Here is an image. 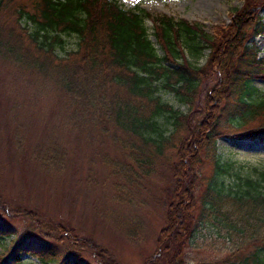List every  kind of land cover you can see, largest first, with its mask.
Returning a JSON list of instances; mask_svg holds the SVG:
<instances>
[{"label": "rangeland", "instance_id": "1", "mask_svg": "<svg viewBox=\"0 0 264 264\" xmlns=\"http://www.w3.org/2000/svg\"><path fill=\"white\" fill-rule=\"evenodd\" d=\"M246 1L120 0L125 8L137 7L149 14L146 32L157 48L153 36L156 17L200 23L218 44L220 37L234 39L240 27L236 18L243 12L241 23L248 29L244 43L256 45L264 57V33L253 31L255 23L264 24V6L250 10L247 4L251 2ZM33 6L32 0H10L0 9V220H5L17 239L32 227V233L56 243L60 252L82 246L89 264H234L241 254L250 253L249 247L232 255L230 251L236 248L233 242H240V237L228 239L224 218L200 216V208L194 211L196 228L180 253L161 250L158 242L161 229L167 225L168 205L177 200L175 195L183 191L184 198L178 199L183 210L195 196L200 203L204 178L214 171L212 152L229 165L222 174L228 187L245 188L247 177L260 183L263 180L264 140L238 135L255 130L264 121V112L235 128L228 124L229 110L234 107L230 96L221 118L226 122L217 128L221 134L204 143L191 140L195 124L210 120L204 117L206 106L215 115L222 109V102L213 99L212 88H221L218 83L224 69L219 72V65L229 56L227 47L219 44L211 53L207 48L195 52L182 41L191 63L203 66L215 58L218 71L213 68L200 78L191 104L159 86L157 95L183 113L188 131L174 132L171 148L165 149L167 160L155 163V173L138 175L134 160L128 159L129 144L123 133L118 131V137H113L110 121H103L101 114L95 124L61 86L63 73L69 72L80 56L58 59L50 53L44 55L32 42L30 27L24 28L19 11L30 12ZM77 38L62 32L54 54L64 56L65 51L75 50ZM253 83L264 95V79L255 78ZM108 88L112 90V86ZM167 117V113L161 114L156 122L165 127L171 121ZM178 150L186 153L184 167H180L184 172L181 182L172 178L179 170ZM190 153L192 158L186 159ZM133 169L132 176H122ZM197 174L199 179H195ZM179 214L178 221L183 219ZM13 238L5 244L11 245ZM161 251L163 259L159 258ZM0 253H4L1 248ZM22 260L24 264H39L29 255Z\"/></svg>", "mask_w": 264, "mask_h": 264}, {"label": "trees", "instance_id": "2", "mask_svg": "<svg viewBox=\"0 0 264 264\" xmlns=\"http://www.w3.org/2000/svg\"><path fill=\"white\" fill-rule=\"evenodd\" d=\"M9 2L10 0H0V9ZM32 2L34 6L30 12L19 11L25 23L24 28L30 27L28 33L32 42L37 48L44 50V55L50 53L58 59L68 58L70 54L80 56L69 72L63 73L61 86L74 99L79 110L87 112L95 124L101 114L105 118L102 117L103 121H110L113 137H118V131L123 133L129 144L128 159L134 160L139 172L135 173L138 175L149 176L150 173H155V163L160 165L167 160L165 149L171 148L174 132L178 134L188 131L184 126L183 113L174 110L157 95L159 86L175 94L182 102L191 104V96L195 93L200 78L204 74H210L213 68L218 71L215 58L208 59L203 66L191 63L185 56L182 41L186 48L195 52L207 48L211 53L219 44L221 47L226 46L230 52L224 58V63L219 65V72L224 69L222 80L218 83L221 88H212L213 99L222 102V109L215 115L206 106L204 117L207 116L210 120L201 123V119L195 124L191 131L193 142L204 143L221 134L217 128L222 122H226L221 118L225 116L230 96L234 107L229 110L228 124L235 128L244 126L248 120L264 112V95L253 83L255 78L264 79V57L259 55L256 45L244 43L248 29L241 23L243 12L236 18L240 27L234 39L220 37L218 44L200 23H190L185 19L174 21L168 16L156 17L153 36L158 44L157 48L146 32L145 18L149 14L137 7L125 8L119 0ZM250 2V5L246 3L250 10L264 6V0ZM253 31L256 35L264 33V24L255 23ZM62 32L78 37L76 49L65 51L64 56L53 52L55 44L61 41ZM62 44L59 43L61 48ZM110 86L112 90L108 88ZM164 113L168 114L167 118L171 121L167 126L161 127L156 120ZM254 129L238 137L264 140V121ZM185 154L180 150L177 152L176 164L179 170L172 174L176 182L183 180L184 172L180 171V167H184ZM192 156L190 153L186 159ZM211 156L214 171L204 178L200 203L195 196L194 202L186 204L183 210L182 202L178 200L180 197L184 198L183 191L175 195L176 202L169 203L167 225L161 229L158 237L159 249L169 253L172 251L174 255L180 253L196 228L195 213L200 208V216L224 218L228 226V239L232 241L231 238L240 237V242H233L236 248L230 251L232 255L244 248H252L250 253L237 257L234 264H264V173L261 183L247 177L245 188H231L223 182L222 177L229 165L219 161V155L214 152ZM134 171L126 170L122 176L128 178ZM196 178L199 179V174ZM191 186L195 189L193 184ZM179 213L183 216L180 221ZM5 223V220H0V248L4 251L0 253L1 264H24L22 258L26 255L36 258L39 264H89L83 256L85 249L82 246L66 247L60 252L56 243L45 239L43 235L36 236L32 233L35 228L30 227V231L18 234L17 239L13 229ZM8 237H14L11 245L5 244ZM163 255L162 252L159 258L163 259Z\"/></svg>", "mask_w": 264, "mask_h": 264}, {"label": "bare ground", "instance_id": "3", "mask_svg": "<svg viewBox=\"0 0 264 264\" xmlns=\"http://www.w3.org/2000/svg\"><path fill=\"white\" fill-rule=\"evenodd\" d=\"M151 39V38H150ZM152 40V39H151ZM154 40H155V38H154ZM153 41V40H152ZM156 41V40H155ZM157 43V42H156ZM155 45V44H154ZM156 46V45H155Z\"/></svg>", "mask_w": 264, "mask_h": 264}]
</instances>
